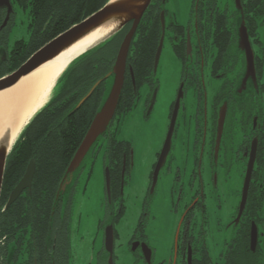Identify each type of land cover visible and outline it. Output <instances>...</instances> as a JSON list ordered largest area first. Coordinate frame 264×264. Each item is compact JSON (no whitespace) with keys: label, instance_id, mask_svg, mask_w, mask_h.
Listing matches in <instances>:
<instances>
[{"label":"flooded vegetation","instance_id":"flooded-vegetation-1","mask_svg":"<svg viewBox=\"0 0 264 264\" xmlns=\"http://www.w3.org/2000/svg\"><path fill=\"white\" fill-rule=\"evenodd\" d=\"M170 1L152 0L144 14L150 54L147 81L139 84L130 61L131 48L138 39L134 36L114 116L83 162L89 158L96 160L103 153L107 199L115 207V201L122 196L129 181L135 149L132 141L118 137L119 130L141 101L142 88L148 83L158 84L157 71L169 45L182 69L180 86L183 85L184 97L178 117L182 110L183 122L178 126L177 118L171 149L154 184L162 150L157 153L149 193L154 195L167 171L173 175L174 207L165 229L157 225L155 217L143 214L127 242L132 264H264V0H240V8L236 0H189L184 7H174L175 10H171ZM0 8L5 11V20L8 8ZM19 13L13 8L5 27L13 17L17 22ZM243 21L252 48L251 68L247 49L241 42ZM131 25L125 28L129 30ZM162 35L163 48L156 66ZM112 78L103 79L105 89L100 109L110 93ZM110 79L112 82L107 86ZM101 83L102 79L95 82L70 114L84 105ZM80 91L71 94L76 97ZM156 97L157 93L153 96V106ZM251 166L249 190L242 207L243 189ZM76 184L77 180L69 177L64 185L66 196L71 197L61 203L55 223V247L62 242L67 249L66 264L72 262L71 224ZM32 188L33 182L31 189L26 188L21 195ZM10 194L4 210L11 209L21 196L6 207ZM124 212L122 205L115 220ZM112 226L115 251L117 232L115 223ZM13 243L7 235L0 237V246L7 245L8 252ZM104 252L108 259L106 248ZM113 260L114 252L112 263ZM60 261L57 258V263Z\"/></svg>","mask_w":264,"mask_h":264},{"label":"trees","instance_id":"trees-1","mask_svg":"<svg viewBox=\"0 0 264 264\" xmlns=\"http://www.w3.org/2000/svg\"><path fill=\"white\" fill-rule=\"evenodd\" d=\"M109 1L12 0L17 12L28 15L30 31L28 39H18L12 45L10 35L17 22L13 17L11 23L1 29L5 11L0 8V78L17 70L35 52L98 12ZM144 20L146 15L137 29L135 37L138 39L133 43V57H130L139 84L147 81L150 55ZM127 31L128 27L72 63L55 85L54 91L60 90L54 92L26 125L10 151L0 197V237L7 235L14 243L11 252H8L7 245L0 246L1 264H66L67 249L63 248L62 242L55 247L58 211L61 203L71 197L70 194L66 196L63 179L100 110L105 89L103 79L113 69ZM101 79L95 93L70 114L92 85ZM129 85L132 87L131 82ZM76 90L81 91L75 97L71 93ZM31 159L36 161L32 190L23 193L11 209L4 210L8 195L24 176ZM59 257L61 261L57 263Z\"/></svg>","mask_w":264,"mask_h":264},{"label":"rangeland","instance_id":"rangeland-1","mask_svg":"<svg viewBox=\"0 0 264 264\" xmlns=\"http://www.w3.org/2000/svg\"><path fill=\"white\" fill-rule=\"evenodd\" d=\"M188 1L171 0L169 6L171 10H175L174 7L177 5L184 7ZM28 25V15L20 12L17 16V24L10 35V45L18 39L29 38ZM181 70L171 47L166 45L161 67L157 71L158 84L148 83L142 88L141 101L120 127L118 137L132 141L135 149L129 181L123 189L122 196L115 201V207L109 204L107 199L103 153L96 160L91 158L85 160L70 176L77 180L71 224V264H132V255L127 242L138 227L143 214L149 213L152 218L155 217L157 225L162 229L170 223L169 215L174 207L173 175L168 174L167 171L163 173L154 195L149 193V188L153 163L156 161L157 153L163 148L171 122L172 105L179 93ZM112 79L108 81L107 86ZM155 93L157 97L153 106ZM53 94L54 88L49 100ZM182 122L181 110L178 126ZM177 189L178 186L175 190ZM151 197L152 199L149 200ZM122 205L125 207V212L115 220L114 217L119 214ZM114 223L117 238L114 263H111L104 252L105 232L106 228Z\"/></svg>","mask_w":264,"mask_h":264},{"label":"water","instance_id":"water-1","mask_svg":"<svg viewBox=\"0 0 264 264\" xmlns=\"http://www.w3.org/2000/svg\"><path fill=\"white\" fill-rule=\"evenodd\" d=\"M152 0H122V1H113L110 0L102 9H100L98 12L94 13L84 21H82L79 24L74 25L66 32L60 34L58 37L54 38L52 41L47 43L45 46H43L41 49H39L37 52H35L25 63H23L17 70L13 71L12 73L0 78V90L9 88L10 86L14 85L16 81L21 78L24 75L30 74L33 70H35L40 64L48 61L52 58L55 53L65 45L66 42H69L72 38H75L78 34H80L83 30L86 28L98 23L108 15L113 14H125L128 15V18L121 23V25L113 31L110 35L105 37L103 40L98 42L96 45L91 47L90 49L83 52L81 55L76 57L74 60L70 62V64L66 67V69L63 71V73L72 65V63L77 60L82 55L94 50L96 47H98L103 42L107 41L108 39L112 38L114 35L122 31L127 25L130 23L132 24L128 32H126L119 50L118 54L115 60V63L113 65V69L111 72H109L106 75V78H109L110 76H113V82L111 86L110 93L103 105V107L97 112L85 138L83 139L80 147L78 148L77 152L75 153L72 162L69 165V168L67 169L66 175L63 179V185L67 184V181L69 180V177L73 174L74 170L80 166V164L83 162L84 158L87 156V153L89 152L92 144L95 142V140L98 138L101 132H103L107 125L109 124L110 120L114 116V112L116 110V107L118 105L122 88L124 86V80H125V73H126V64H127V58L130 51V47L133 41V38L137 32V29L140 25V22L148 9L149 5L151 4ZM237 6L240 8V0H236ZM0 7H7L8 8V14L6 19L4 20L3 25L1 28H4L9 19H10V13L13 11L12 5L10 0H0ZM165 31V30H163ZM240 36H241V42L244 48L247 49L248 59L250 68L253 66V57H252V48L250 46L249 40H248V33L245 26V22H242L241 28H240ZM163 40L164 35H162L160 44L157 49L156 54V62L155 65L157 66L160 55L163 48ZM62 73V74H63ZM61 74V75H62ZM59 76V78L61 77ZM58 78V79H59ZM57 79V81H58ZM56 81V83H57ZM55 83V85H56ZM55 87V86H54ZM90 94H88L89 96ZM184 97L183 92V85L179 88V93L175 102V107L173 110L171 122L169 125L167 137L164 143V146L162 148L160 158L158 159L157 168L155 170V177H154V184L157 181V176L162 168L163 164L166 161V158L169 154V151L171 149V143H172V137L173 133L176 127L178 113L180 109V102L181 99ZM85 100V99H84ZM223 122V117L221 118L220 126ZM23 131V130H22ZM22 133V132H21ZM20 136V135H19ZM19 138V137H18ZM17 141V140H16ZM15 144V143H14ZM14 146V145H13ZM12 146V148H13ZM12 148L7 151L6 149L0 150V197L2 193V186L4 181V174L7 164V158L12 150ZM253 169V166L249 167L247 179L244 185L243 189V201H242V207L245 204V201L247 199V194L249 190V176ZM36 172V162L34 159H32L27 167V170L25 172V175L20 180V182L17 184V186L13 189V191L10 194L8 203L6 207H9L15 200L21 195V193L26 189H31L33 178ZM107 184L109 186L110 184V176L109 173L107 175ZM105 248L106 251L109 253V260L112 263L113 259V252H114V227L112 225L108 226L106 228L105 232Z\"/></svg>","mask_w":264,"mask_h":264},{"label":"bare ground","instance_id":"bare-ground-1","mask_svg":"<svg viewBox=\"0 0 264 264\" xmlns=\"http://www.w3.org/2000/svg\"><path fill=\"white\" fill-rule=\"evenodd\" d=\"M127 18L125 14L108 15L66 42L30 74L0 90V150L12 148L22 130L47 104L57 79L70 62L110 35Z\"/></svg>","mask_w":264,"mask_h":264}]
</instances>
